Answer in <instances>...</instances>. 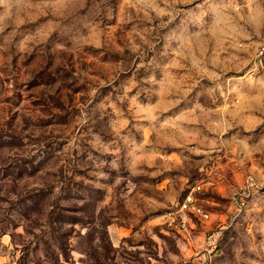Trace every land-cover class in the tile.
Instances as JSON below:
<instances>
[{"label":"rangeland","instance_id":"374dc122","mask_svg":"<svg viewBox=\"0 0 264 264\" xmlns=\"http://www.w3.org/2000/svg\"><path fill=\"white\" fill-rule=\"evenodd\" d=\"M0 264H264V0H0Z\"/></svg>","mask_w":264,"mask_h":264},{"label":"built area","instance_id":"2783aa9c","mask_svg":"<svg viewBox=\"0 0 264 264\" xmlns=\"http://www.w3.org/2000/svg\"><path fill=\"white\" fill-rule=\"evenodd\" d=\"M201 187L199 183L190 185L182 199L163 216L164 223L169 229L186 230V214L193 215L201 221L209 219V214L197 203L196 194L201 192Z\"/></svg>","mask_w":264,"mask_h":264}]
</instances>
